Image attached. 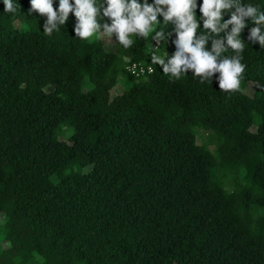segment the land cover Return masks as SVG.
<instances>
[{
  "label": "trees",
  "instance_id": "16d2710c",
  "mask_svg": "<svg viewBox=\"0 0 264 264\" xmlns=\"http://www.w3.org/2000/svg\"><path fill=\"white\" fill-rule=\"evenodd\" d=\"M0 264H264V0H0Z\"/></svg>",
  "mask_w": 264,
  "mask_h": 264
},
{
  "label": "built area",
  "instance_id": "2783aa9c",
  "mask_svg": "<svg viewBox=\"0 0 264 264\" xmlns=\"http://www.w3.org/2000/svg\"><path fill=\"white\" fill-rule=\"evenodd\" d=\"M160 46V42L158 40H154L152 43V47L154 50H157ZM125 73L133 76V77H141L145 74L151 73L153 68L150 65H146L142 62H133L129 63L124 67Z\"/></svg>",
  "mask_w": 264,
  "mask_h": 264
},
{
  "label": "rangeland",
  "instance_id": "374dc122",
  "mask_svg": "<svg viewBox=\"0 0 264 264\" xmlns=\"http://www.w3.org/2000/svg\"><path fill=\"white\" fill-rule=\"evenodd\" d=\"M119 84L122 86V87H126L129 83H128V80L126 78V76L124 75H121L119 77ZM89 89L88 87V83L85 81V84L83 85L82 87V91H87ZM65 127H62L60 128L57 132H56V137L58 138H68L71 134H72V130L71 128H68V131L66 133L63 134L62 130L64 129ZM201 138H205V135H201ZM199 137H197V143L198 144H201L202 143V139ZM55 178V177H54Z\"/></svg>",
  "mask_w": 264,
  "mask_h": 264
}]
</instances>
